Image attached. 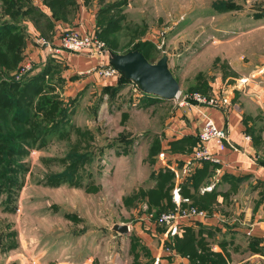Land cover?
Returning a JSON list of instances; mask_svg holds the SVG:
<instances>
[{
	"label": "rangeland",
	"instance_id": "obj_1",
	"mask_svg": "<svg viewBox=\"0 0 264 264\" xmlns=\"http://www.w3.org/2000/svg\"><path fill=\"white\" fill-rule=\"evenodd\" d=\"M30 1L37 10L51 14L41 0ZM83 1L86 7L95 8V12L99 3L118 2L112 6L111 13L120 23L114 36L122 51L133 45L139 46L147 57L156 61L162 54L161 47H164L169 69L180 90L206 94L215 77L228 81L231 78L227 66L224 64L220 69L222 64L214 60L213 53L217 51L214 46L227 49L229 42L224 40L234 31L237 34L250 25L245 14L264 11V0ZM75 9L70 19L64 22L68 26H63L75 28L70 26L77 6ZM234 11L235 15L241 14L236 19L231 15ZM9 19L0 8V23ZM13 22L24 33L26 45L15 69L3 79L17 80L24 63H29L30 67L27 72L18 74V80L39 73L49 60L57 64L48 50L34 41L40 38L51 48L56 46L51 42L53 26L48 32L44 21L39 20L37 25L42 26L39 32V27L36 28L30 18L20 16ZM59 22L63 21L55 20L54 24ZM29 27H33V31ZM243 36L237 39L240 38L241 43ZM214 39L221 40V44L213 43ZM233 47L237 50L242 45ZM41 48L43 51L36 52ZM63 62L61 68H64ZM80 73L79 77L88 76ZM66 79L61 77L58 67L47 81L54 87L48 94H55L69 109L64 127L68 136L63 138L53 133L45 138L44 144L30 147L25 158L27 168L18 175L22 182L11 206L7 205L5 195H0V264H43L65 255L82 257L84 254H92L94 264H130L129 255L146 253L142 244L129 245V239L138 237V231L142 235L154 232L158 235L163 231L164 236L166 226L153 218L163 210L172 209L174 202L171 190L166 192L169 200L171 198L170 206L166 205V196L155 199L149 149L152 142L160 143L155 131L169 126L170 119L181 108L173 101L158 105L145 99L139 102L145 94L133 91L131 84L121 86L119 95L122 96L114 98L92 92L93 88L89 87L79 90L77 96L74 83L71 86L69 81L72 80ZM196 81L207 84V88L196 87ZM59 128H63V124ZM84 131H89L91 137H86ZM154 139L156 141H152ZM76 144L79 151L85 145L91 148L92 157L84 167L89 172L85 176L84 171L81 176L82 183L92 188L86 190L60 182L46 184L50 175L57 176V181L61 179L58 175L65 169L63 159L68 162L71 158L69 149ZM155 155L153 159L156 161L158 153ZM173 183L174 179L172 186ZM191 205L201 208L197 202L191 201ZM115 223L127 224L130 230L125 235L119 234L112 229ZM183 236L185 238L184 231L176 237L182 240ZM172 239L165 237L166 249ZM191 260L203 264L198 259Z\"/></svg>",
	"mask_w": 264,
	"mask_h": 264
},
{
	"label": "crops",
	"instance_id": "obj_2",
	"mask_svg": "<svg viewBox=\"0 0 264 264\" xmlns=\"http://www.w3.org/2000/svg\"><path fill=\"white\" fill-rule=\"evenodd\" d=\"M76 2L77 12L70 26L84 32H94L96 9L86 7L83 0ZM44 13L48 15V12ZM235 13L231 14L233 19L241 15ZM245 17L250 25L237 34L234 31L224 40L229 42L227 49L214 46V50H217L213 53L214 60L222 64L220 69L224 64L227 66L231 78L228 81L220 76L215 77L214 82L209 83L207 94L226 97L227 102H220L218 107H182L176 110L169 126L155 131L160 140L158 154L165 150L168 161L176 165H180L191 152L204 114L228 133L232 146L216 151L221 162L198 165L181 184V194L201 204L207 213L205 220L188 222L184 227L185 230L191 227L196 234L200 231L201 245L197 246V252L203 256V264H264V11L260 14L247 13ZM63 25L68 26L64 22L53 25V44H57V30ZM29 28L33 31V27ZM241 35H244L242 43L240 38L237 40ZM216 42L221 44L222 41L214 39L213 43ZM240 44L242 48L235 50L233 45ZM41 51L42 48L36 50ZM53 58L59 63L64 60L61 77L66 79L70 75L68 79L72 81L69 83H74L77 88L74 94L77 96L83 88L89 87L93 88L92 92L114 98L122 96L119 95L121 86L130 85L129 82L102 79L92 74L79 77L78 72L86 71L97 63V58L87 51L78 54L61 52ZM196 82V87L202 90L207 88V84ZM105 88L110 90L104 91ZM112 88L117 90L113 96ZM142 99L154 105L172 102L150 94H145L139 102ZM151 163L153 169L162 171L158 160L154 159ZM152 179L154 187L156 181L154 177ZM210 183H214L212 190L201 192V188ZM164 239L163 231L158 235L155 232L142 235L138 231V237L129 239V245L142 244L146 253L129 255L130 264H182L180 256L174 257L165 248ZM43 264H94V258L92 254L82 257L65 255Z\"/></svg>",
	"mask_w": 264,
	"mask_h": 264
},
{
	"label": "trees",
	"instance_id": "obj_3",
	"mask_svg": "<svg viewBox=\"0 0 264 264\" xmlns=\"http://www.w3.org/2000/svg\"><path fill=\"white\" fill-rule=\"evenodd\" d=\"M30 2V0H0L2 13L10 18L5 23H0V195L6 196L8 206H11L14 201L22 182L18 175L27 168L25 158L28 149L44 144L45 138L53 133L64 136L63 138L69 134L68 130H64L65 124L68 122L66 118L69 111L68 107L63 105L55 94H48L54 87L52 84L49 85L48 82L50 81L47 80L51 78L52 72L58 67L59 72L62 71L60 63L55 64L49 60L39 73L30 75V77L24 76L19 80L14 78L3 79V76L9 75L11 70L15 69L22 58V48L26 45L24 33L18 30L19 28L13 20L19 19L20 16L30 18L35 27H39V32L42 31V26L37 24L41 20L44 21L43 25L49 32L55 20L68 21L77 6L76 0H41L42 4L51 12L50 15H46L42 10H37L31 6ZM117 3L107 5L99 3V8L95 12V35L106 42L108 51L126 52L137 49L149 61H155L154 58L147 57L139 46L133 45L122 51L117 38L114 36L120 29V23L111 13L112 6L118 5ZM116 12L118 13L119 9ZM45 76H48V79ZM117 80L130 82L122 75ZM108 89L105 88L104 91H109L110 89ZM112 91L111 95L113 96L117 90L112 88ZM61 124H63V128L58 129ZM84 135L88 138L91 137L89 131H84ZM152 141H156V139ZM150 145L149 156L153 162L160 144L158 145L156 141ZM76 146L77 144L70 147L68 156L71 158L68 162H65V158L63 159L65 169L63 173L58 175L61 179L57 181V176L50 175L46 178V184L60 182L59 184L69 183L86 190L92 188L86 187L85 184L87 183H82L83 177L81 176L84 171L86 172L85 176L89 172L84 167L92 157L91 148L85 145V148L79 151ZM153 170L156 172L153 175L156 184L152 191L155 199H158L166 196V192L171 190L173 173L168 170ZM87 177L89 178V176ZM166 198V205L170 206V200L167 196ZM184 232L185 238L184 236L182 240L175 238L172 245L171 242L169 243V247L175 248L179 254L189 255L191 259H198L203 263V256L198 255L196 248V246L200 247L201 245V237H196L191 227L184 229ZM199 233L200 231H198V235Z\"/></svg>",
	"mask_w": 264,
	"mask_h": 264
},
{
	"label": "built area",
	"instance_id": "obj_4",
	"mask_svg": "<svg viewBox=\"0 0 264 264\" xmlns=\"http://www.w3.org/2000/svg\"><path fill=\"white\" fill-rule=\"evenodd\" d=\"M35 43L40 47L48 50L52 57L61 52L78 54L84 51L89 52L97 58V63L81 72L80 74H92L102 79H118L120 72L108 61V50L105 43L98 38L94 32H84L76 28L62 26L58 30V42L51 48L48 42L40 38L34 39ZM29 63H24L18 74L28 71ZM16 78L18 79L19 75ZM133 91L142 93L133 83ZM143 94V93H142ZM180 108L191 109L192 107L210 106L218 107L219 103L227 102L226 97L219 98L217 94L209 95L200 91H184L180 89L171 99ZM248 138V137H247ZM227 146H232L228 137V133L224 128L217 127L211 117L203 115L197 139L193 145L188 157L181 161L180 165L171 164L168 161V154L162 150L158 154L159 168L163 171L168 170L173 173L174 183L171 189L174 207L172 209L160 212L155 221L166 226L164 237L175 238L183 231L188 222H201L205 220L207 213L204 209L191 205L188 197L181 194L182 180L191 175L193 170L202 163L219 164L221 160L217 157V152ZM176 161V160H175ZM214 183H210L201 188V192L212 190ZM173 239L170 241L173 244ZM169 250L174 257H181L182 264H200L198 261L191 260L188 255H181L172 247ZM184 258L186 262L184 263Z\"/></svg>",
	"mask_w": 264,
	"mask_h": 264
},
{
	"label": "water",
	"instance_id": "obj_5",
	"mask_svg": "<svg viewBox=\"0 0 264 264\" xmlns=\"http://www.w3.org/2000/svg\"><path fill=\"white\" fill-rule=\"evenodd\" d=\"M162 54L156 61H149L144 54L132 49L126 52L108 51V61L120 72L123 78L135 85L142 93L171 100L180 89L177 79L168 66V55L161 47ZM112 229L125 235L127 224L115 223Z\"/></svg>",
	"mask_w": 264,
	"mask_h": 264
}]
</instances>
